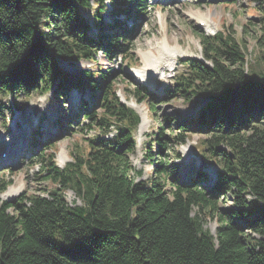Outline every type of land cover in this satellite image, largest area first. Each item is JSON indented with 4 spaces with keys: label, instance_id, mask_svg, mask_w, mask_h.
<instances>
[{
    "label": "trees",
    "instance_id": "1",
    "mask_svg": "<svg viewBox=\"0 0 264 264\" xmlns=\"http://www.w3.org/2000/svg\"><path fill=\"white\" fill-rule=\"evenodd\" d=\"M91 2L93 25L81 16ZM148 8V0H0V94L52 90L56 98L90 89L93 99L82 100L77 115L98 129L62 168L54 152L37 155L51 183L46 195L0 197V264H264V51L248 60L235 32L194 28L202 58L186 61L168 99L202 97L205 104L191 119L163 118L178 132L166 134L160 121L145 151L144 180H136L129 158L140 117L116 94L113 74L102 65L82 77L61 67L94 62L99 52L127 59L135 28L120 17L134 22ZM132 83L135 100H147V88ZM149 105L155 112L153 99ZM203 133L206 159L220 165L212 185L203 172L182 180L174 162L180 155L165 154ZM9 184L0 178V194ZM68 190L80 204L65 200ZM227 196L231 206L219 208ZM208 217L215 235L204 228Z\"/></svg>",
    "mask_w": 264,
    "mask_h": 264
},
{
    "label": "rangeland",
    "instance_id": "2",
    "mask_svg": "<svg viewBox=\"0 0 264 264\" xmlns=\"http://www.w3.org/2000/svg\"><path fill=\"white\" fill-rule=\"evenodd\" d=\"M91 4V9L81 10V16L92 24V14L96 5L93 2ZM148 4L147 11L142 12L134 22L122 17L127 23L130 22L129 26L135 28L133 34H140V38L136 36L130 41L132 46L129 44L127 59L120 55L105 60L99 52L94 62L61 63L65 72L78 74L77 76L80 77L84 70L94 72L102 65L103 72L110 71L113 74V85L120 100L139 114L140 122L133 134L135 147L129 156L136 180H144L150 175L145 151L160 121L163 122L164 117H176L179 122L191 119L205 104V99L202 97H196L189 102L179 98L168 99L167 92V89L174 85L175 77L186 71V61L202 58L199 36L194 33V28L199 27L198 17L210 21V26L201 28L204 34L213 35L222 28L231 33L235 32L233 35L241 38L242 43L248 47V60L253 59L256 52L264 51V45L258 47L257 43L258 38L263 36V24L260 19H264V6L261 0L165 2L148 0ZM109 18L110 15L104 14L103 20L106 23ZM94 27L95 25L90 31L92 36L97 33ZM151 53L153 59H161L160 55L166 59L160 62L155 73L148 74L145 71L147 66L145 58ZM133 81L147 88L150 93L147 100L139 103L129 92L133 90ZM53 95L52 90L46 93L17 91L12 95L0 94V150L6 143L14 142L15 146L17 145V157L11 155L7 162L6 159L0 160V178L10 180V184L0 194L3 200L21 197L24 194L46 195L51 183L44 178L45 173L42 174L40 163L35 159L37 155L42 152H54L55 163L57 167L62 168L70 161L72 154L84 153L87 138L98 132L96 126L90 128L88 121L83 120L80 114L77 115L80 113L79 106L82 100L88 101L87 103L92 101L93 95L90 89L83 91L71 89L66 95L56 98H53ZM151 99L155 102V112H150ZM163 127L166 134L171 131L178 132L173 120L168 123L163 122ZM35 130L38 133L37 137L42 138L40 143H46L47 140L43 138H52L50 145L34 146L35 139L32 134ZM204 138H208L205 133L192 134L184 145L172 146L165 151V154L168 153L170 157L174 151H177L180 155L179 160L174 162L179 165L182 180H190L196 172H203L212 185L216 181V173L220 170V165L206 159L208 151L200 142ZM47 146L52 149L42 150ZM12 150L13 147L10 148V151ZM13 189L14 192H11ZM65 200L70 205L80 204L70 190L65 192ZM231 204L232 201L228 196L219 197L217 202L219 208H227ZM196 211L197 209L194 208L192 214ZM216 227L217 223L214 219L208 217L205 220L204 228L212 235H215Z\"/></svg>",
    "mask_w": 264,
    "mask_h": 264
},
{
    "label": "bare ground",
    "instance_id": "3",
    "mask_svg": "<svg viewBox=\"0 0 264 264\" xmlns=\"http://www.w3.org/2000/svg\"><path fill=\"white\" fill-rule=\"evenodd\" d=\"M198 19L200 20V21H205L203 18H200V17H198ZM197 19V20H198ZM208 20V19H207ZM167 45V44H166ZM169 48V47H168ZM153 54L151 53V55L150 56H148V57H146L145 59V63H146V69H145V71L148 73V74H153V73H155L156 71H157V69H158V65H160V62H162L163 60L165 61V59L166 58H164L162 55H160V57H161V59H158V58H155V59H153L151 56H152ZM168 59H170V58H168ZM147 67H149V68H147ZM162 70V69H161ZM147 74V75H148ZM153 76V75H152ZM20 149V148H19ZM13 154H14V152H13ZM3 158H1L0 157V160H2ZM3 160H5V158L3 159ZM7 161H9V156H7L6 157V162ZM11 192H14V189L13 190H11Z\"/></svg>",
    "mask_w": 264,
    "mask_h": 264
},
{
    "label": "water",
    "instance_id": "4",
    "mask_svg": "<svg viewBox=\"0 0 264 264\" xmlns=\"http://www.w3.org/2000/svg\"><path fill=\"white\" fill-rule=\"evenodd\" d=\"M137 36V34H134V36L132 37V39H134Z\"/></svg>",
    "mask_w": 264,
    "mask_h": 264
}]
</instances>
